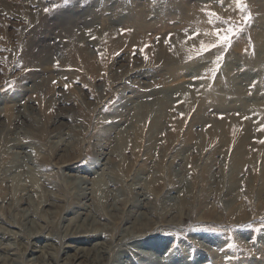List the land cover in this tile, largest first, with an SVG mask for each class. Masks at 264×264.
<instances>
[{"label": "rangeland", "instance_id": "rangeland-1", "mask_svg": "<svg viewBox=\"0 0 264 264\" xmlns=\"http://www.w3.org/2000/svg\"><path fill=\"white\" fill-rule=\"evenodd\" d=\"M0 229V264H264V0H0Z\"/></svg>", "mask_w": 264, "mask_h": 264}, {"label": "bare ground", "instance_id": "bare-ground-1", "mask_svg": "<svg viewBox=\"0 0 264 264\" xmlns=\"http://www.w3.org/2000/svg\"><path fill=\"white\" fill-rule=\"evenodd\" d=\"M191 20L192 19H195L193 16H192V18H190ZM114 21V20H113ZM167 90V89H166ZM247 90V89H246ZM175 91V90H174ZM242 92H244V93H246L245 91H242ZM248 92V91H247ZM162 93H164V94H166V97L167 96H171L172 94H169V93H166V91L165 90H162ZM259 94L260 93H256V92H253V96H252V98L253 99H251V101H253V102H259L261 99H263V98H261V97H259ZM174 100V99H173ZM243 100V101H242ZM242 102L245 104V103H249L248 102V100L249 99H243L242 98ZM218 104H221V105H225V104H222L223 102H217ZM140 106V105H139ZM228 107H229V105H228ZM231 107V106H230ZM252 108V106L249 108V109H251ZM248 134H249V132H248ZM143 218H144V215H141L140 217H139V219H138V222H142V220H143ZM89 219L86 217L85 219H84V221H88ZM83 221V220H82ZM35 222V221H34ZM92 223H93V221H92ZM143 223V222H142ZM150 227V226H149ZM96 229V228H95ZM94 229V230H95ZM98 229V228H97ZM1 230V229H0ZM128 231V230H127ZM136 231H137V229H136ZM145 232V231H144ZM72 234V233H71ZM134 234V233H133ZM96 235V234H95ZM12 236V235H11ZM94 236V235H93ZM91 239H92V237H91ZM108 248V247H107ZM96 251H98L97 252V254H99L101 257H102V254H103V251L100 249V250H96ZM83 252V251H82ZM80 253V255L78 256V258L77 259H80L79 257L83 254V253ZM160 252V251H159ZM87 253L89 254L90 253V251H87ZM107 255V254H106ZM77 257V256H76ZM85 258V257H84ZM101 259H103V258H101ZM91 263V262H90ZM101 263V262H100Z\"/></svg>", "mask_w": 264, "mask_h": 264}, {"label": "snow or ice", "instance_id": "snow-or-ice-1", "mask_svg": "<svg viewBox=\"0 0 264 264\" xmlns=\"http://www.w3.org/2000/svg\"><path fill=\"white\" fill-rule=\"evenodd\" d=\"M250 19V17H249ZM231 31V30H230ZM236 33H232V35H235ZM218 35V39L221 41L222 44H230L231 42V39H230V36L229 35H223V36H220L219 32L217 33ZM216 46V45H214Z\"/></svg>", "mask_w": 264, "mask_h": 264}]
</instances>
